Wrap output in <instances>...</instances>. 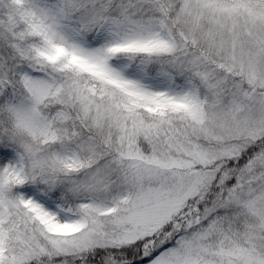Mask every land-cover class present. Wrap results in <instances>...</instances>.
Listing matches in <instances>:
<instances>
[{"label":"snow or ice","instance_id":"snow-or-ice-1","mask_svg":"<svg viewBox=\"0 0 264 264\" xmlns=\"http://www.w3.org/2000/svg\"><path fill=\"white\" fill-rule=\"evenodd\" d=\"M0 264H264V0H0Z\"/></svg>","mask_w":264,"mask_h":264}]
</instances>
